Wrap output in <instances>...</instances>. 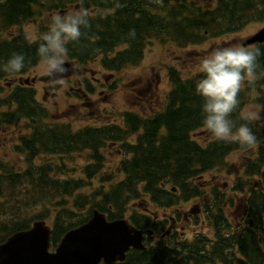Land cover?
Segmentation results:
<instances>
[{"label": "trees", "instance_id": "obj_1", "mask_svg": "<svg viewBox=\"0 0 264 264\" xmlns=\"http://www.w3.org/2000/svg\"><path fill=\"white\" fill-rule=\"evenodd\" d=\"M81 1H90L105 10L108 0ZM200 1L142 0L139 10L133 0L134 11L130 15L117 14L104 19L89 16L90 26L82 30L84 35L68 45V58L85 61L102 53L103 63L117 69L126 63H137L149 38L184 48L200 44L210 36L239 31L252 20H264V0H205V5ZM48 9L47 5L32 0L0 1V79L14 75L3 67L13 53H23L30 61L21 72L39 61L37 43H30L20 29L8 33ZM39 26L40 32H44L48 25ZM122 45L126 49L108 57L109 52ZM254 46L264 48V43ZM258 64V70H264V55L258 58ZM199 78L198 73L184 76L179 69L170 67V89L162 108L144 118L135 112L125 113L122 135L137 134L134 142L123 145L124 157L117 171L124 177L113 181L114 175L103 171L102 183L89 193L84 189L90 184L85 177L65 178V158L88 151L89 164L84 166V173L91 179L103 167L100 147L106 140L122 135H115V128L109 126L75 130L68 123L50 120L31 88H16L0 99V125L17 124L21 118L30 122L26 126L29 132L21 136L22 147L15 148L22 155V162L13 164L0 159V244L14 232L29 228L35 220L52 219L50 241L51 248H55L64 233L87 221L95 208L108 219L128 214L136 227L155 231L152 216L138 211L132 205L134 201L140 200L143 211H148L144 201L162 207L177 205L191 196H202L198 182L193 180L209 169L223 168L228 154L241 146L211 140L203 144L193 137L195 131L203 128L202 100L195 94V82ZM238 99L240 105L232 118L243 123L239 117L246 104L253 101L264 104V78L254 85L245 82ZM250 126L258 138L264 135V128ZM242 176L259 179L249 183L242 177L237 184L241 191L248 189L247 210L253 216L254 230L247 226L242 230L230 229L222 214V196L215 191L212 208L218 214L207 216L216 230L210 248L206 249L205 236L197 234L191 240L162 246L160 254L147 242L144 250L130 249L125 261L107 264H213L216 261L264 264V192L254 188L255 183L264 186V146L248 162ZM107 182L110 184L106 185ZM82 204L87 205L86 210H80ZM232 245L237 246L239 258L233 255Z\"/></svg>", "mask_w": 264, "mask_h": 264}, {"label": "rangeland", "instance_id": "obj_2", "mask_svg": "<svg viewBox=\"0 0 264 264\" xmlns=\"http://www.w3.org/2000/svg\"><path fill=\"white\" fill-rule=\"evenodd\" d=\"M199 1V0H198ZM205 5V0L200 1ZM264 26V20H252L246 23L239 31L231 32L217 37H208L202 43L197 45H189L185 48L177 47L172 43H161L157 40H150L146 44L142 58L136 64H126L117 70H112V76L109 79V85L101 93L98 92L102 87H98L95 92L94 99L97 103L93 107L84 105L81 99L72 96L59 95L55 100H50L45 106L49 119H54L59 122H68L74 128L92 125L94 123L99 126L102 125H122L123 113L125 111L139 112L144 115L152 113L164 105L166 94L170 88L169 84V68H177L184 76H192L197 72L194 70L197 61L206 54V52L216 45H238L256 33ZM18 29V28H17ZM21 30L27 35L32 36L40 32V26L30 22H25ZM99 58V57H98ZM98 66L97 60H93L91 67L93 69H100L101 74L105 70ZM108 72V70L106 71ZM41 74L40 61L27 74L33 76ZM2 82H0V85ZM245 85V84H244ZM37 90L38 100H42V89L40 84H35ZM244 87V86H243ZM103 89V88H102ZM259 94V93H257ZM256 94V95H257ZM5 94L0 93V97ZM254 97L256 96L253 94ZM255 99V98H254ZM253 100V99H252ZM251 104H255L262 109L261 115L264 117V104L253 101L244 106V109ZM50 122V121H49ZM99 122V123H98ZM258 127H264V121L256 123ZM23 124H16L14 126L0 125V159L14 163H21L22 155L15 151L14 143L16 142V134L23 131ZM25 131L22 134H25ZM198 135L205 136L209 139V134L206 130H198ZM264 143V136L259 138V145ZM257 146V147H258ZM241 148L233 151L227 156V164L221 169H215L203 175V184L207 191L218 187L226 194L225 202L230 210L227 212L228 217L233 221L235 217L244 209L245 192L234 191L232 186L236 180L242 176L248 163V159L255 156L254 150L257 149ZM115 148L112 145H107L102 148L105 156V168L103 170H110L115 168L114 165L121 157L114 152ZM88 151L84 150L77 154L65 158V178L85 177L86 181L90 183L84 189L89 193L94 188L102 183L100 179L102 173L94 174L90 179L88 174L84 173V166L89 163ZM240 180V179H239ZM109 185L110 183H105ZM214 186V187H213ZM209 188V189H208ZM148 202H143V204ZM197 199L189 201H182L176 208L189 212L197 205ZM146 204V205H147ZM132 205L141 210L142 202L140 200L134 201ZM131 205V206H132ZM87 205L82 204L80 210H86ZM154 213L158 212V208L151 206ZM235 210L234 213L232 211ZM234 214V215H233ZM262 225L264 226V216L262 217ZM51 222V219L48 220ZM207 223L187 224L184 226L186 234L193 235L198 232H208ZM213 236V235H212Z\"/></svg>", "mask_w": 264, "mask_h": 264}, {"label": "clouds", "instance_id": "obj_3", "mask_svg": "<svg viewBox=\"0 0 264 264\" xmlns=\"http://www.w3.org/2000/svg\"><path fill=\"white\" fill-rule=\"evenodd\" d=\"M90 26L86 9H72L53 14L47 30L29 37L38 44L37 56L43 76L56 84H63L68 73V45L78 42L83 29ZM264 55L261 46L216 45L211 47L195 65L200 78L195 82V94L202 100L200 111L202 126L209 139L216 142L234 143L246 149H255L259 140L250 125L264 121L262 109L251 104L240 112L238 123L232 118L240 105L239 93L245 82L249 85L264 78V70H258V58ZM28 61L23 53L10 55L3 65L10 74L20 73Z\"/></svg>", "mask_w": 264, "mask_h": 264}, {"label": "flooded vegetation", "instance_id": "obj_4", "mask_svg": "<svg viewBox=\"0 0 264 264\" xmlns=\"http://www.w3.org/2000/svg\"><path fill=\"white\" fill-rule=\"evenodd\" d=\"M32 2H34L35 4L47 5L49 7L46 13L41 14L40 12L39 17H32L26 20L33 24H40V19H42L44 22L49 23L50 18L53 14L63 15L65 12L72 9L84 8L88 11L89 16H100L102 19L106 17L111 18L112 16L117 14H121L122 16L130 15L134 11L133 0H108L106 10L99 8L90 1L86 2L81 0H32ZM136 4L138 7L137 9L140 10L142 0H136ZM138 15L139 14H136V16ZM97 62L98 66H101V60L99 59L97 60ZM68 63L71 65V71L63 76V84H56L55 82L48 80L45 76L42 75V73L33 76H28L27 74L32 69H27L26 71L22 72V74L14 75L9 79H5L4 85H1L0 87L3 88V92L9 93L11 90H14L16 88H31V84L39 83L43 91L44 99H42L44 102L55 100L59 95L62 94H64L66 97L72 96L73 94L74 97L81 99L84 105H86L87 107H93L97 103V101L94 99V95L97 91V88H103L98 90V92L100 93L104 89H106L109 85V79L112 76V73L110 71L106 72V68L102 66L105 72L101 74L100 69L96 70L91 67L92 62L90 60H87L85 62H80L78 60H68ZM31 79L34 81H31ZM92 126L100 127L96 123L92 124ZM115 131H118L117 128H115ZM21 136L22 135L16 136V142L14 143L15 147H22L23 143L21 140ZM120 142V140L110 139L108 141H105L104 144H106V146L109 144L112 145L115 148L114 151L116 155L121 156L123 153V145H120ZM193 181L195 182V180ZM204 186L207 187L206 185ZM205 187L203 189L205 198L202 201L200 200V198H193L198 200V203L193 209V212H186L185 210L174 209L177 206H164L162 208H159L157 213L153 214V221L154 223H156V230L153 232V234L148 235L150 236V239L147 241L153 246L156 252L160 254V252L162 251V246H168L172 242L190 240L195 234H197L194 233L191 236L186 234V230L184 228L185 225L191 223H203L205 226L207 223V216H215L218 214L217 210H214L212 208L214 194L211 193V191H208L209 195H207L205 193V190L207 191ZM212 189L220 188L214 187ZM189 200L191 199H188V201ZM246 205L247 203L245 202L243 208L244 210L240 212V214H238L233 221L230 217H228L230 228L242 230L247 226L248 218L250 217V215ZM225 207H227L226 202L222 205L223 215H226L228 212ZM248 227L253 230L255 229V226L249 225ZM206 229H208L210 233H202L203 236H205L206 238L205 245L207 249L216 237V230L214 229V227H206ZM170 250H172V247H170ZM232 253L236 258H239V253L236 245H232ZM213 264L224 263L222 261H216Z\"/></svg>", "mask_w": 264, "mask_h": 264}, {"label": "water", "instance_id": "obj_5", "mask_svg": "<svg viewBox=\"0 0 264 264\" xmlns=\"http://www.w3.org/2000/svg\"><path fill=\"white\" fill-rule=\"evenodd\" d=\"M256 42H264V27L243 45ZM50 233V225L37 220L29 229L10 235L0 244V264H99L101 260L112 263L123 261L130 247L145 248L142 230L126 218L109 220L97 209L86 223L69 230L53 251Z\"/></svg>", "mask_w": 264, "mask_h": 264}, {"label": "bare ground", "instance_id": "obj_6", "mask_svg": "<svg viewBox=\"0 0 264 264\" xmlns=\"http://www.w3.org/2000/svg\"><path fill=\"white\" fill-rule=\"evenodd\" d=\"M91 144V143H90ZM96 145V144H95ZM92 146V145H91Z\"/></svg>", "mask_w": 264, "mask_h": 264}]
</instances>
